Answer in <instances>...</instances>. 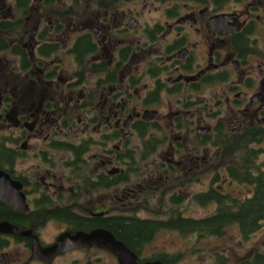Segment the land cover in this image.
I'll return each instance as SVG.
<instances>
[{"label":"flooded vegetation","instance_id":"1","mask_svg":"<svg viewBox=\"0 0 264 264\" xmlns=\"http://www.w3.org/2000/svg\"><path fill=\"white\" fill-rule=\"evenodd\" d=\"M68 1L0 0V221L15 226L0 232V264L79 252L122 264L96 245L47 262L22 233L47 246L97 228L126 244L129 264H181V251L148 245L163 228L198 232L196 218L217 224L210 236L252 240L238 257L230 236L219 264L263 259L264 214L248 227L239 212L264 186V0ZM117 218L155 227L133 244ZM20 244L23 260L6 251Z\"/></svg>","mask_w":264,"mask_h":264},{"label":"rangeland","instance_id":"2","mask_svg":"<svg viewBox=\"0 0 264 264\" xmlns=\"http://www.w3.org/2000/svg\"><path fill=\"white\" fill-rule=\"evenodd\" d=\"M70 1L71 0H69L68 3ZM6 2L8 6V4L10 5L11 3H13V0H6ZM202 179L203 180H195L190 190L197 191L203 189L206 186L204 182H208V180H206L208 179V176H204ZM190 205V208L192 209V212L196 217L208 213V205H203L198 202H192L190 203ZM202 232L203 233H199L198 231L190 236H183L182 234H180V232L178 235V233L175 231L163 228L160 232L157 233L156 238L151 244L148 245V247L152 249L155 247H160V250H162L163 247L166 250H173L176 252L181 251V264H219L217 261V257L219 254L217 253L223 252L222 248L225 245L229 244L228 240H232L230 236L234 237V239L237 240L236 245H231V250H234L237 253L238 257H240V254H245L247 251H249L248 248H252L251 243L246 242L252 241L250 240V237L244 238V236L240 232H237L236 228H229L227 233L222 236H210V234L205 233V231ZM42 235L45 238H51L52 232H44ZM240 240L245 241V243L243 244L244 249L240 247ZM216 250L218 252H215ZM6 251L10 252V255L12 257L17 256L19 260H23L26 256H28V249L22 244L17 247L11 246ZM82 255L83 253L79 252L61 256L58 259L57 264H85V256ZM76 257L82 258L80 261H74V258ZM230 259L228 258V260H226L227 263L233 264V262L236 261L232 256ZM32 264L41 263L33 262Z\"/></svg>","mask_w":264,"mask_h":264},{"label":"water","instance_id":"3","mask_svg":"<svg viewBox=\"0 0 264 264\" xmlns=\"http://www.w3.org/2000/svg\"><path fill=\"white\" fill-rule=\"evenodd\" d=\"M6 200V197L3 196ZM14 225L8 221H0V232L11 231ZM22 233L31 236L34 239L32 247V256L43 259L47 262L53 261L56 254L68 249L76 248L79 246H103L118 253L122 264H129L126 260L128 252L132 253L126 244L118 240L115 235L105 228H97L91 231L78 230L75 233L63 232L58 236L57 241L54 243L43 246L38 241V236L32 233L31 230H25Z\"/></svg>","mask_w":264,"mask_h":264},{"label":"trees","instance_id":"4","mask_svg":"<svg viewBox=\"0 0 264 264\" xmlns=\"http://www.w3.org/2000/svg\"><path fill=\"white\" fill-rule=\"evenodd\" d=\"M22 1V0H21ZM259 197L252 199L247 202V204L242 206V214L241 211L239 212V216L242 220L244 226L250 227L252 220L257 218V216L264 214V186L258 190ZM210 220V219H209ZM207 218H196L193 220V225L196 230L199 231H206L204 227L207 225H211L214 228H218L215 222H209ZM125 221L123 218H117L115 224L116 228H114L115 232L126 240L131 243L135 242H142L143 240L149 238L151 236V232L155 227L154 223L150 222H141V221H132V223L126 226ZM179 225H186L183 222V219L179 221ZM213 230V229H212ZM252 264H264V257L263 259H259L257 262Z\"/></svg>","mask_w":264,"mask_h":264}]
</instances>
